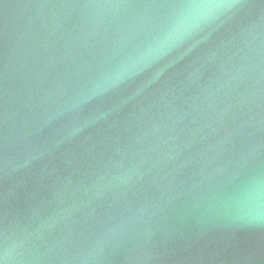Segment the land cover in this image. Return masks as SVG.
<instances>
[{"label": "water", "instance_id": "obj_1", "mask_svg": "<svg viewBox=\"0 0 264 264\" xmlns=\"http://www.w3.org/2000/svg\"><path fill=\"white\" fill-rule=\"evenodd\" d=\"M264 0H0V264H264Z\"/></svg>", "mask_w": 264, "mask_h": 264}, {"label": "clouds", "instance_id": "obj_2", "mask_svg": "<svg viewBox=\"0 0 264 264\" xmlns=\"http://www.w3.org/2000/svg\"><path fill=\"white\" fill-rule=\"evenodd\" d=\"M242 208L250 219L264 217V184L257 182L243 194Z\"/></svg>", "mask_w": 264, "mask_h": 264}]
</instances>
